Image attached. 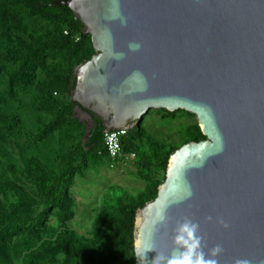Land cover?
Segmentation results:
<instances>
[{
    "label": "water",
    "instance_id": "95a60500",
    "mask_svg": "<svg viewBox=\"0 0 264 264\" xmlns=\"http://www.w3.org/2000/svg\"><path fill=\"white\" fill-rule=\"evenodd\" d=\"M60 4L95 50L75 70V110L100 118L105 134L135 128L151 110H182L205 137L171 155L157 197L136 210V264H151L153 244L171 254L184 217L199 223L206 253L223 246L219 264H264V0ZM162 209L166 228L153 224Z\"/></svg>",
    "mask_w": 264,
    "mask_h": 264
},
{
    "label": "trees",
    "instance_id": "16d2710c",
    "mask_svg": "<svg viewBox=\"0 0 264 264\" xmlns=\"http://www.w3.org/2000/svg\"><path fill=\"white\" fill-rule=\"evenodd\" d=\"M64 1L0 0V264H136V210L157 197L171 155L205 137L195 122L166 146L142 120L122 150L136 154L144 190L100 204L84 233L72 227L77 179L113 162L100 118L80 119L70 100L75 70L95 50ZM157 112L165 121L195 118Z\"/></svg>",
    "mask_w": 264,
    "mask_h": 264
},
{
    "label": "rangeland",
    "instance_id": "374dc122",
    "mask_svg": "<svg viewBox=\"0 0 264 264\" xmlns=\"http://www.w3.org/2000/svg\"><path fill=\"white\" fill-rule=\"evenodd\" d=\"M75 111L80 119L87 118L79 110ZM157 111L159 110H151L144 117L142 126L150 136L157 138L166 146L178 144L182 140L183 126L198 122L196 117L165 121L164 113ZM135 171L136 169L131 165L115 168L103 163L92 169L85 179H77L71 190L77 202L76 215L71 222L72 227L84 233L100 204L115 200L126 193L134 196L141 193L145 188V182L137 177Z\"/></svg>",
    "mask_w": 264,
    "mask_h": 264
},
{
    "label": "clouds",
    "instance_id": "9594fccd",
    "mask_svg": "<svg viewBox=\"0 0 264 264\" xmlns=\"http://www.w3.org/2000/svg\"><path fill=\"white\" fill-rule=\"evenodd\" d=\"M133 47L138 48L139 46L133 45ZM191 195L192 192L189 188L185 198L191 197ZM178 202L180 201H173V203ZM206 219L212 221L213 218L208 216ZM169 222L170 217L167 215L166 210L162 209L157 213L153 224H158L166 228ZM219 223L225 229L230 227L223 219H220ZM173 232V249L171 254L158 251L154 244L147 249V251L157 252L151 264H219L218 257L224 252V248L222 245L217 244L206 253L204 251L207 247L206 238L199 234V223L193 222V220L188 217H184L182 222H177V226L173 229ZM141 259L143 260L144 257L142 256ZM234 264H251V261L248 259H236Z\"/></svg>",
    "mask_w": 264,
    "mask_h": 264
},
{
    "label": "built area",
    "instance_id": "2783aa9c",
    "mask_svg": "<svg viewBox=\"0 0 264 264\" xmlns=\"http://www.w3.org/2000/svg\"><path fill=\"white\" fill-rule=\"evenodd\" d=\"M128 130H116L110 131L105 134V149L112 160V162H117L123 158L133 161L137 158L135 153H130L128 155L123 154L122 150V139L127 136Z\"/></svg>",
    "mask_w": 264,
    "mask_h": 264
},
{
    "label": "crops",
    "instance_id": "0c3cea01",
    "mask_svg": "<svg viewBox=\"0 0 264 264\" xmlns=\"http://www.w3.org/2000/svg\"><path fill=\"white\" fill-rule=\"evenodd\" d=\"M130 165H131L132 168H134V165H133V162L132 161H130V160L126 159V158H123V159H121V160H119L117 162H114L110 166L116 168V167H120V166H130Z\"/></svg>",
    "mask_w": 264,
    "mask_h": 264
}]
</instances>
